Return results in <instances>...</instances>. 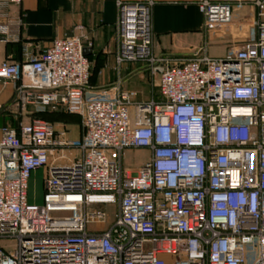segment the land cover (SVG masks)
<instances>
[{
  "label": "built area",
  "instance_id": "built-area-1",
  "mask_svg": "<svg viewBox=\"0 0 264 264\" xmlns=\"http://www.w3.org/2000/svg\"><path fill=\"white\" fill-rule=\"evenodd\" d=\"M23 1L0 0L5 42L19 41L8 10ZM198 5L206 34L227 35L232 4ZM152 6L116 2L117 63L144 65L147 101L91 85L83 27L0 63L18 109L64 111L81 131L73 140L40 119L0 130V242L11 243L0 244V264H264V0L252 1L248 37L224 57L204 54L208 40L180 64L152 54ZM126 150L150 158L132 171ZM111 205L112 226L89 231Z\"/></svg>",
  "mask_w": 264,
  "mask_h": 264
},
{
  "label": "crops",
  "instance_id": "crops-1",
  "mask_svg": "<svg viewBox=\"0 0 264 264\" xmlns=\"http://www.w3.org/2000/svg\"><path fill=\"white\" fill-rule=\"evenodd\" d=\"M151 1H153L152 54L154 57L169 59L172 64H180L195 57L208 40L204 54L211 58L224 57L231 46L241 43L248 37L253 0H210L230 2L233 7V23L227 35H221L218 31L209 36L204 30V17L198 5L201 0ZM116 2L117 0H24L21 5L12 6L8 12L11 20L16 24L19 41L5 42L0 35V63L7 59L21 62L24 45L28 44L35 53H40L48 49L55 39L80 34L78 27H83L88 36L85 51L91 63V85L101 90L119 85L122 89L136 94L138 101H147L151 96L152 87L148 82L144 65L117 63ZM15 90L14 83L0 85V111L7 107L18 109L13 103ZM23 113L19 125L26 124L27 119H30L29 122L33 119L44 120L65 126L69 131V137L73 140L75 139L70 127L76 123L80 128L78 117L72 121H50L41 118L39 112H34L31 107ZM141 151L146 160L150 158L149 151ZM71 154L75 155L74 152ZM35 176L40 180L38 181L41 191L39 197L32 190ZM43 177V171L33 175L30 184L32 202L41 200Z\"/></svg>",
  "mask_w": 264,
  "mask_h": 264
},
{
  "label": "rangeland",
  "instance_id": "rangeland-1",
  "mask_svg": "<svg viewBox=\"0 0 264 264\" xmlns=\"http://www.w3.org/2000/svg\"><path fill=\"white\" fill-rule=\"evenodd\" d=\"M137 101V99H135ZM18 110V111H17ZM13 109V108H5L3 111H0V130L3 127H10V128H17L19 125V121L21 118V114L24 115V111L20 109ZM20 113V114H19ZM17 114V115H16ZM19 114V115H18ZM46 118V117H44ZM49 118V117H48ZM30 120V119H29ZM27 119L26 124L29 122ZM51 120V119H48ZM73 138L77 140L80 136V128L76 123L73 124V126L70 127ZM146 161L145 155L141 150H126L124 152L123 156V162L125 167L131 168L132 171H136L139 169L143 163ZM34 186L32 190H34L35 195L37 194V197L40 196V187L38 186V181H40L36 176L34 177ZM105 210L107 212V217L104 222L100 224H90L88 226V230H94V231H106L108 230L112 224L115 222V216L117 214V206L111 205V206H106ZM1 245L5 246L7 249L11 248V243L6 242V241H1Z\"/></svg>",
  "mask_w": 264,
  "mask_h": 264
},
{
  "label": "trees",
  "instance_id": "trees-1",
  "mask_svg": "<svg viewBox=\"0 0 264 264\" xmlns=\"http://www.w3.org/2000/svg\"><path fill=\"white\" fill-rule=\"evenodd\" d=\"M41 118L44 119H51L50 121L54 120H64V121H72L76 120L77 116L69 115L64 111H59V112H51V111H44V112H39ZM49 117V118H48Z\"/></svg>",
  "mask_w": 264,
  "mask_h": 264
},
{
  "label": "water",
  "instance_id": "water-1",
  "mask_svg": "<svg viewBox=\"0 0 264 264\" xmlns=\"http://www.w3.org/2000/svg\"><path fill=\"white\" fill-rule=\"evenodd\" d=\"M85 54H86V51H85Z\"/></svg>",
  "mask_w": 264,
  "mask_h": 264
}]
</instances>
